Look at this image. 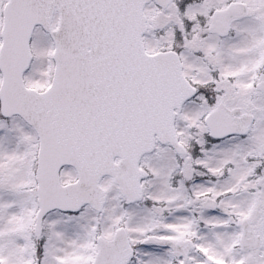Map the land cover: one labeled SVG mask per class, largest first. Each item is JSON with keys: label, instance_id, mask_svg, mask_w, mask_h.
<instances>
[{"label": "snow or ice", "instance_id": "snow-or-ice-1", "mask_svg": "<svg viewBox=\"0 0 264 264\" xmlns=\"http://www.w3.org/2000/svg\"><path fill=\"white\" fill-rule=\"evenodd\" d=\"M0 264H264V0H0Z\"/></svg>", "mask_w": 264, "mask_h": 264}]
</instances>
